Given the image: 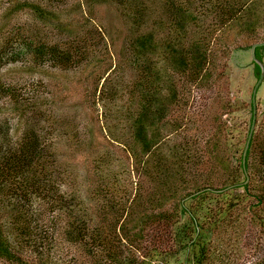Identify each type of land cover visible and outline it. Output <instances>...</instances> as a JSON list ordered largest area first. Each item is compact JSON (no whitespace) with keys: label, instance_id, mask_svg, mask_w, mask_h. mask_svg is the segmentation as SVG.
<instances>
[{"label":"trees","instance_id":"16d2710c","mask_svg":"<svg viewBox=\"0 0 264 264\" xmlns=\"http://www.w3.org/2000/svg\"><path fill=\"white\" fill-rule=\"evenodd\" d=\"M119 2L128 6L138 28L130 43L135 79L122 90L130 94L132 106L137 103L130 114L131 142L126 146L134 157L130 172L134 170L136 180L102 185L96 189L98 202L82 206L75 195L58 193L56 163L47 148L41 147L37 129L25 127L17 141L6 145L8 133L3 135L0 126V261L47 264L48 248L55 241L51 231L63 221L64 240L82 248L83 264L238 263L246 249L240 247L246 221L255 223L258 236L264 233V107L257 100L245 160L254 119L252 96L248 120L235 127V133L218 117L215 134L207 135L192 120L190 127L189 118L185 124L182 113L187 89L204 85L216 67L208 52L209 37L186 32L192 2L162 0L165 20L154 19L148 29L143 24L146 9L142 4ZM214 4L224 23L238 19L246 7L245 0H215ZM18 6L36 10L41 18L53 16L41 4ZM160 28L165 31L163 37ZM160 50L168 65L159 69L153 58ZM35 55L44 63L66 69L79 65L84 57L72 42L42 43ZM256 56L264 63V46L256 48ZM252 63L258 81L261 68L254 60ZM107 95L105 86L101 99ZM169 106H174L177 119L166 123L168 133L158 124ZM233 106L243 103L229 100L223 105L227 112ZM166 136H177L179 141L167 151ZM33 198L38 201L37 209L30 208ZM171 202L174 204L166 208ZM251 247L261 254L262 239L258 237ZM232 251L235 260L228 261ZM263 258L252 264H264Z\"/></svg>","mask_w":264,"mask_h":264},{"label":"rangeland","instance_id":"374dc122","mask_svg":"<svg viewBox=\"0 0 264 264\" xmlns=\"http://www.w3.org/2000/svg\"><path fill=\"white\" fill-rule=\"evenodd\" d=\"M245 1L240 17L230 24L221 22L215 0H189L192 16L186 32H201L210 38L208 52L216 67L204 85L187 89L183 97L187 106L182 115L207 135L218 132V118L235 133V127L245 125L250 115L247 107L257 83L251 48L264 41V0ZM24 2L41 4L53 16L41 18L34 9L18 8ZM136 2L146 9L144 28H150L154 19L165 20L162 0ZM129 10L119 0H0V126L3 135L8 133L5 143L17 141L27 126L37 129L41 147L47 148L56 163L58 193L75 195L82 206L98 202L96 189L102 185L119 186L129 179L136 180L134 170L130 172L134 157L126 152V146L131 142L130 114L137 103L132 106L130 94L122 91L136 73L130 43L138 28ZM164 34L160 28V37ZM69 42L78 45L84 56L79 65L56 67L35 55L42 43ZM161 50L153 58L159 69L168 65ZM105 86L108 95L101 99ZM260 86L257 100L263 108L264 81ZM229 100L243 106H233L227 112L223 105ZM176 113L174 106H169L158 124L161 131H169L166 123L177 119ZM185 124H189L188 120ZM166 139V151L179 143L177 136ZM29 205L36 207L38 201L33 198ZM245 224L246 235L240 247L246 249L238 263L235 252L229 254L228 261L234 259L233 264H252L264 257V249L257 254L251 247L258 237L264 244V233L258 236L253 230L255 223ZM51 232L55 233V241L48 248L47 264L86 262L78 244L65 242L63 221L55 224Z\"/></svg>","mask_w":264,"mask_h":264},{"label":"water","instance_id":"95a60500","mask_svg":"<svg viewBox=\"0 0 264 264\" xmlns=\"http://www.w3.org/2000/svg\"><path fill=\"white\" fill-rule=\"evenodd\" d=\"M260 46H264V41H261V42H257L255 43L252 48H251V53H252V57H253V60L260 66L261 68V75H260V78L259 80L257 81L256 83V86L254 88V91H253V95H252V100H253V108H254V119H253V124H252V128H251V131H250V135H249V139L247 141V145H246V149H245V153H244V160H245V157H246V154H247V149L249 147V142H250V139L252 137V134H253V131H254V128H255V123H256V118H257V91L261 85V83L263 82L264 80V63L257 58L256 56V48L257 47H260Z\"/></svg>","mask_w":264,"mask_h":264},{"label":"flooded vegetation","instance_id":"af4514ba","mask_svg":"<svg viewBox=\"0 0 264 264\" xmlns=\"http://www.w3.org/2000/svg\"><path fill=\"white\" fill-rule=\"evenodd\" d=\"M258 92V91H257Z\"/></svg>","mask_w":264,"mask_h":264}]
</instances>
